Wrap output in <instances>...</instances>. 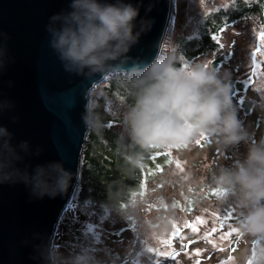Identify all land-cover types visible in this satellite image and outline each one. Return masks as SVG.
<instances>
[{
  "label": "rangeland",
  "instance_id": "rangeland-1",
  "mask_svg": "<svg viewBox=\"0 0 264 264\" xmlns=\"http://www.w3.org/2000/svg\"><path fill=\"white\" fill-rule=\"evenodd\" d=\"M237 2L172 0L159 55L171 51L181 62L178 67H188L195 62L205 65L211 61L208 67L219 77L226 82L235 81V91L230 98L241 124L243 140L225 145L210 134H202L206 139L197 136L186 146L141 150L131 142L124 147L123 144L130 140L123 133L122 117L131 104L113 83L125 77L133 80L142 70L109 73L90 91L93 108L88 112L89 127L80 157V173L84 169V157H87L85 146L86 149L96 148L99 153L93 151L95 159L99 162L102 159L99 143L91 136H103L105 130L111 129L123 139L122 143L113 133L108 136V157L121 171L119 182L116 178L101 182L99 199H96L98 205L85 200L90 194L79 199V173L49 245L53 264H245L253 255L258 257L257 250L264 248V240L254 245V241H246L247 235L236 250H229L240 228L235 222H224V217L242 216L243 210L237 206L235 197L223 196V190L215 183L222 170L234 168L243 160L249 145L264 139V40L259 39L264 33V21L257 15L244 14L227 22L228 15L237 10ZM217 13L226 22L212 24L217 28V33L211 35L213 48L186 60L181 43L200 39V31L212 26L209 16L213 15L212 19L216 20ZM243 98L253 100L248 114L239 106ZM99 102L110 121L97 129L90 121ZM99 121L104 124L107 119L102 117ZM197 140H201L200 144ZM127 172L132 173L135 181L127 194L146 190L136 194L125 208V201L118 200L117 195L124 190L120 182L125 180ZM189 198L198 204L192 210L187 207ZM109 208L118 211L125 208V212L107 210ZM232 229L236 231L231 236L221 239ZM177 236L180 248L184 242L188 248L176 256H169L167 253L174 251Z\"/></svg>",
  "mask_w": 264,
  "mask_h": 264
},
{
  "label": "water",
  "instance_id": "water-1",
  "mask_svg": "<svg viewBox=\"0 0 264 264\" xmlns=\"http://www.w3.org/2000/svg\"><path fill=\"white\" fill-rule=\"evenodd\" d=\"M123 2L139 8L133 33L140 35L91 72L66 69L52 46L50 28L59 24L51 18L70 11L71 0H0V264H53L49 245L80 173L90 91L111 72L143 70L160 53L172 0ZM227 84L231 96L235 81ZM239 106L248 114L253 100Z\"/></svg>",
  "mask_w": 264,
  "mask_h": 264
},
{
  "label": "clouds",
  "instance_id": "clouds-1",
  "mask_svg": "<svg viewBox=\"0 0 264 264\" xmlns=\"http://www.w3.org/2000/svg\"><path fill=\"white\" fill-rule=\"evenodd\" d=\"M70 11L51 18L53 48L66 69L102 72L106 63L127 53L140 33H133L139 8L117 0H71ZM144 26H147L145 22ZM171 51L157 55L134 79L133 103L122 117L123 133L141 150L188 145L210 134L225 145L244 138L229 95V86L218 74L200 63L178 67ZM92 102L86 105L91 113ZM100 127L98 118L92 119ZM3 131V130H0ZM215 183L223 196L235 197L243 210L240 231L264 237V139L249 145L243 160L222 170ZM257 264H264V248Z\"/></svg>",
  "mask_w": 264,
  "mask_h": 264
},
{
  "label": "trees",
  "instance_id": "trees-1",
  "mask_svg": "<svg viewBox=\"0 0 264 264\" xmlns=\"http://www.w3.org/2000/svg\"><path fill=\"white\" fill-rule=\"evenodd\" d=\"M222 14V13H221ZM244 14H252V15H257L262 21H264V0H256L255 2H243L241 0H238L237 2V10L234 13H230L228 18H230L227 22H230L236 18H239L243 16ZM212 16H209V19L212 21V24L215 25H220V24H225V20L223 17H221L220 13H217L216 15V20L212 19ZM216 27L212 25L209 30L200 31V39H192L189 41H185L181 43L183 46V56L186 60L193 59L196 55L202 53L205 50H210L213 48V44L211 41V35L212 33H217L216 32ZM202 33V34H201ZM203 33H205L203 35ZM208 43L209 46H206L205 44ZM181 62L178 61L177 65H180ZM217 66V65H216ZM123 78L120 79L118 82L113 83L114 86H116L119 94L127 97V100L130 104L133 103L134 100V95H135V84H134V78ZM101 99V98H100ZM99 108L96 110V112L93 113L92 117L93 119L98 118H105L107 121L104 124H100L102 127L103 125H107L110 121V118L108 115L105 114V112H102V107L103 105L101 102L98 103ZM95 115V116H94ZM105 135L103 136H96L95 138L92 137V140L95 142L99 143L100 146V154L102 155L101 161H97L95 159L93 151L96 153H99V151L94 148L93 146H90V149L85 146V152L86 156L85 158V165L84 169L81 170L80 173V183H81V188L79 191V199L83 200V195L85 194H90L91 196L85 200H92L95 204H98L96 199L98 200L99 198V190H100V184L102 181H105L106 179H111V178H116L119 182V174L121 171L119 168H116L115 163L110 161V158L108 157V136L113 133L116 137L120 139V141L123 143V139L115 132H113L111 129L105 130L104 131ZM91 141L90 135L88 137V142ZM131 141L128 142V144H123L124 147H127ZM84 154V153H83ZM88 165V167H86ZM110 167H113L112 170ZM164 172V170H163ZM135 181L133 180L132 173L127 172L125 176V180H122L120 184L123 186L124 190L119 192L117 195V199L120 201H125V208L128 203H131V200L134 199L136 194H140L143 192H134L132 195L127 194V190L131 189V187L134 185ZM119 184V185H120ZM220 188V187H219ZM107 197V195H104ZM194 203L192 198H189L187 207L188 209L191 207V205ZM100 205V204H98ZM102 206V205H101ZM104 207V205H103ZM106 208V207H105ZM125 208L122 211H118L115 208H109L107 210H115L118 212H125Z\"/></svg>",
  "mask_w": 264,
  "mask_h": 264
},
{
  "label": "flooded vegetation",
  "instance_id": "flooded-vegetation-1",
  "mask_svg": "<svg viewBox=\"0 0 264 264\" xmlns=\"http://www.w3.org/2000/svg\"><path fill=\"white\" fill-rule=\"evenodd\" d=\"M195 196V195H194ZM196 205H198V204H192L191 205V207L189 208L190 210H192V209H194V206H196ZM243 216V215H242ZM236 217V216H235ZM231 218H233V217H231ZM241 219L242 218H240L238 221H236L234 224H236L237 225V227H239V225H240V221H241ZM228 221V220H227ZM213 227V226H212ZM244 233L243 232H241L240 230L233 236V238L234 237H236V241H235V245H234V248H233V250H231V251H234V250H236L237 249V247H238V245L240 244V242L243 240V237H244ZM177 244L176 245H174V247H173V249L172 250H176V249H179L180 248V244H179V242H180V240H179V237L177 236ZM263 241L264 240V237H249L248 236V238H247V242H249V241ZM184 243H186V242H184ZM184 243H182V245L184 244ZM254 243V242H253ZM258 243V242H257ZM257 243H254V245H257ZM187 244V243H186ZM187 248H188V245H187ZM182 252H184V251H180V252H178L177 254H175V255H173V256H176V255H178V254H180V253H182ZM257 261H258V257H257V255L255 254V255H253L252 256V259L249 261H246L245 262V264H257Z\"/></svg>",
  "mask_w": 264,
  "mask_h": 264
},
{
  "label": "snow or ice",
  "instance_id": "snow-or-ice-1",
  "mask_svg": "<svg viewBox=\"0 0 264 264\" xmlns=\"http://www.w3.org/2000/svg\"><path fill=\"white\" fill-rule=\"evenodd\" d=\"M259 39L264 40V33H261L260 34ZM209 63H211V61H209L208 63H206L204 66L205 67H208V64ZM185 67H187V65H185ZM200 137H201V139H206V137L204 135H201ZM200 142H201V140H197L196 141L197 144H200ZM157 155H159V153H157ZM231 217H232V215L231 216L228 215V216L224 217V222H226L227 220L231 219ZM193 230H195V229H193ZM213 231H215V229H213ZM235 231H236V229H232V231L224 233V235L221 237V239H225V238L231 236L232 233L235 232ZM257 242H262V241H258V240L257 241H254V243H257ZM166 246L170 247V245H167V244H166ZM186 247H187V245H181V248L182 249L183 248H186ZM160 254L161 255H164V253H160ZM167 255L172 256V255H174V253L169 252V253H167ZM222 264H223V262H222Z\"/></svg>",
  "mask_w": 264,
  "mask_h": 264
}]
</instances>
